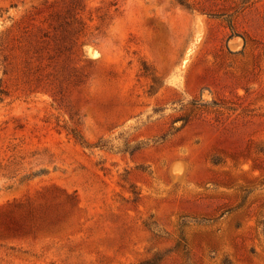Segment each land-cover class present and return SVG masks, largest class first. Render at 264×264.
Masks as SVG:
<instances>
[{
	"label": "rangeland",
	"instance_id": "rangeland-1",
	"mask_svg": "<svg viewBox=\"0 0 264 264\" xmlns=\"http://www.w3.org/2000/svg\"><path fill=\"white\" fill-rule=\"evenodd\" d=\"M179 1L0 0V264H264V0Z\"/></svg>",
	"mask_w": 264,
	"mask_h": 264
},
{
	"label": "bare ground",
	"instance_id": "bare-ground-1",
	"mask_svg": "<svg viewBox=\"0 0 264 264\" xmlns=\"http://www.w3.org/2000/svg\"><path fill=\"white\" fill-rule=\"evenodd\" d=\"M198 24H199V22H198ZM202 28V27H201ZM199 32V31H198ZM202 33V32H201ZM240 42V41H239ZM231 46V45H230ZM232 48V47H231ZM234 48V47H233ZM183 164V163H182ZM178 166V165H177ZM181 168V167H180ZM177 170V169H176ZM173 171V170H172ZM174 172V171H173ZM177 172V171H176ZM175 173V172H174ZM182 174V173H181ZM182 176V175H181ZM180 176V177H181Z\"/></svg>",
	"mask_w": 264,
	"mask_h": 264
},
{
	"label": "trees",
	"instance_id": "trees-1",
	"mask_svg": "<svg viewBox=\"0 0 264 264\" xmlns=\"http://www.w3.org/2000/svg\"><path fill=\"white\" fill-rule=\"evenodd\" d=\"M178 2H180L179 0H177Z\"/></svg>",
	"mask_w": 264,
	"mask_h": 264
}]
</instances>
